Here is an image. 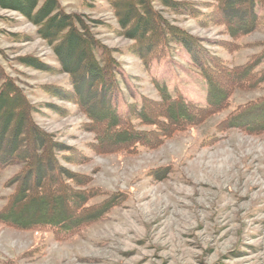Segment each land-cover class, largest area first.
Returning <instances> with one entry per match:
<instances>
[{"label":"rangeland","instance_id":"obj_1","mask_svg":"<svg viewBox=\"0 0 264 264\" xmlns=\"http://www.w3.org/2000/svg\"><path fill=\"white\" fill-rule=\"evenodd\" d=\"M226 1L0 0V264H264V0Z\"/></svg>","mask_w":264,"mask_h":264},{"label":"trees","instance_id":"obj_2","mask_svg":"<svg viewBox=\"0 0 264 264\" xmlns=\"http://www.w3.org/2000/svg\"><path fill=\"white\" fill-rule=\"evenodd\" d=\"M255 2H256V0H227L226 1V5L231 4V6H232L233 3H236L237 9L235 11H238V15L242 16L241 21L240 20H238V22L235 21L236 24H238L237 26H242V24H239V23H243L244 20H247V19L250 20V18L252 16L250 13L251 11L248 14V12L246 13L245 10H248L247 7H249V6H250L249 9H251V6L253 7ZM232 9H234V8H232ZM244 14H246V15L248 14V15L244 17L243 16ZM45 16H47V15H45ZM138 30H139V27H138ZM141 32L143 33L142 36H145V33L150 32V30H148L147 32H145V31H141ZM263 118H264V103L261 102V103L251 104L250 107H247L245 110H243L242 113H239V115H237V117L234 118V121L236 122L235 125H237L239 127H244L243 124H244V121H246V120L248 123L255 122V123H257V125L262 126L264 124ZM261 126H259V127H261ZM37 182L39 184V181H37Z\"/></svg>","mask_w":264,"mask_h":264}]
</instances>
